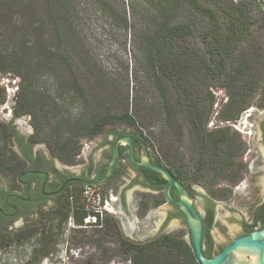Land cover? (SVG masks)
<instances>
[{"label":"trees","instance_id":"16d2710c","mask_svg":"<svg viewBox=\"0 0 264 264\" xmlns=\"http://www.w3.org/2000/svg\"><path fill=\"white\" fill-rule=\"evenodd\" d=\"M44 2L54 26L57 48L46 36L47 23L41 16L39 5L31 4L32 19L26 27L16 30L18 38H23V54L19 57L15 50L0 49V71L21 78L14 106L15 117H32L34 132L31 141H46L53 155L63 163L75 164L81 153L82 139L98 134L107 126L111 130L116 129L115 125L137 127L129 107L131 102L137 105L139 90L133 88L132 94L131 82L133 80L138 84L143 76L158 91L161 104L158 110H154L155 106H149L148 102L142 108H136L142 121L153 122L155 112L157 115L165 113L170 120L182 108L189 125V136L193 144L200 146L198 164L190 172L157 157L159 162L189 184L198 183L205 172L212 181L225 178L237 184L243 179L248 170V164L243 160L246 142L237 131H232L228 123L214 129L208 127L215 103L210 87L217 85L226 90L228 99L219 112L224 121H236L251 106L264 108V102L258 101L264 95L263 0ZM92 16L94 21L105 17L117 23L140 54L139 64L133 67L131 73L132 80L128 75L123 84L122 112H105L107 105L115 101L116 92L111 78L101 71L96 62L91 61L88 65L95 71L94 80L87 77L85 82L79 77V70L73 66V55L84 52V30L87 22L93 20ZM19 44L20 40L18 47ZM57 62L66 64L69 81L63 83L56 93L50 90L34 91L43 77L42 70L51 68ZM166 83L171 84L177 92L175 103L167 96ZM64 89H70L86 103L89 99H98L95 117L75 123L63 121L42 138L43 125L37 120L38 114L49 116L46 109L50 106L48 103L57 106L55 100L59 97L58 92L62 93ZM5 97L4 88H0V103L5 102ZM20 141L22 137L13 121H0V174L16 177V180L27 164L21 154L12 148ZM82 190L80 185L72 186L60 203L38 211V218L19 230L9 229L10 219L25 214V211L19 212L18 206L19 211L16 212L0 205V248L29 239L32 241L29 247L31 255L26 264H38L51 255V249L57 245L56 238L71 223L80 231L86 225L98 227L93 235L100 236L97 248L105 256L106 264L111 262L112 254L117 251L124 254L131 264H199L190 239L182 236L163 234L149 241L137 242L125 234L114 215L107 213L103 220L97 214L98 223H86L85 219L94 211L88 208V203L84 205L87 200ZM5 194L7 191L0 190V195ZM108 195V189L104 190V197ZM164 201V197L158 196L153 206ZM142 204L144 211L150 207L146 200ZM247 231L250 229L247 228ZM110 237L118 238V250L108 246ZM212 249V240L208 239L207 257L213 256ZM37 257L40 258L35 260Z\"/></svg>","mask_w":264,"mask_h":264},{"label":"rangeland","instance_id":"374dc122","mask_svg":"<svg viewBox=\"0 0 264 264\" xmlns=\"http://www.w3.org/2000/svg\"><path fill=\"white\" fill-rule=\"evenodd\" d=\"M31 4L39 5L38 9L41 16L47 23L46 36L53 42L52 46L57 48L54 26L49 20L44 0H0V49H9V51L12 50L13 52L15 50L19 57L23 54V38H18L16 30L26 27L32 19ZM84 35L86 42L84 52L80 51L73 55L75 60L73 61V66L79 70V77L85 82L87 77H91L94 80V70H91L88 65L91 61L96 62L99 65L98 67L102 69L101 71L111 78L110 81L116 92L115 101H113L112 105H107V108L104 109L107 110L105 112L109 110L122 112L123 84L128 75L132 80L131 73L133 67L139 64L140 54L130 44L129 36L125 30L105 17L98 19V21L89 20L85 26ZM19 40L20 46L18 47ZM42 74L43 77L34 91L50 90L56 93V90L63 83L69 81V71L66 69V64L61 62L54 63L51 68L42 70ZM20 85L21 78L19 76L12 73L4 74L0 71V88H4L6 94L5 102L0 103V121L5 123L13 121L14 126L20 133L28 132L32 135L34 132L32 117L30 115L15 117L14 106L18 98ZM165 87L169 100L175 103L177 99L176 90L169 83H166ZM133 88L135 91L136 89L139 90L137 105L136 102H131L129 110L135 117L137 127L115 125V128L121 131L137 129L148 139L153 152L159 159L169 165L181 166L187 172L194 170L199 161L200 146L193 144L189 136V125L182 108L170 120H168L165 113L157 115L155 112L153 122L142 121L136 113V108L140 109L142 105L148 102L149 106H155L154 110H158L161 104L159 94L151 82L143 76L138 84L132 80V94ZM210 91L215 98V103L208 123L209 129L228 123L232 131H237L246 142L243 160L247 162L244 159L245 157L259 158V162H255L246 171L243 181L240 180L241 182L239 181L237 184L225 178L212 181L211 177H207L206 172L203 173L205 176L203 175L198 183H192L195 188L194 203L202 212H205L206 208L200 196L201 191L207 192L217 199L219 223L214 225L211 230L213 235V253L216 254L235 237L243 233L245 227L243 222H252L254 210L264 198V108L251 106L236 121H224L220 118L219 112L228 99L226 90L217 85H212ZM57 96H59L55 100L58 103L57 106L48 103L50 106L46 109L50 113L49 116H45L44 113L38 114L37 120L43 125L42 138L46 137L49 131L53 130L58 124H62L61 122L63 121L70 120L71 123H75L82 119L95 117V107L97 101H99L98 99H89L86 103L70 89H64L62 93L58 92ZM258 101L264 102V95ZM99 140L98 136H94L92 139L89 137L82 139L81 153L77 157L78 161L72 165L62 166L66 173L81 174L87 171L90 163H104L107 157L101 155ZM37 144L38 153L49 155L50 148L46 141L41 140ZM12 148L16 152L20 151L17 144L13 145ZM55 158L57 157L55 156ZM129 173L130 176L135 175L133 170H129ZM126 179L127 177L125 176L120 183H115L116 185L110 191L108 198L104 197V190H107V187L100 186L98 188L102 192L101 205H108L105 214L114 215L130 239L137 242H145L163 234L179 235L186 239L190 238L186 220L182 217L169 216V211L172 209L169 203L159 206L150 204L151 206L145 211L142 208L137 209L138 206L135 208L130 205L133 198L136 202L146 200L149 203L154 195L137 185H129L122 189ZM238 184H240V187L236 191L235 187ZM8 188H13L18 193H24V187L16 180V177L0 174V190ZM220 188H227L228 190L222 191ZM122 190H124L125 198L128 202L126 206H123L119 200V194ZM229 190L232 193L230 192L226 196ZM222 195H225L227 199H223ZM87 203L88 201H84V205ZM16 205L20 208L19 212L25 211V214L21 213L19 216L10 219L9 229H22L38 218L37 210H28L20 202ZM48 205L49 208L56 205L55 200L49 199ZM87 206L92 209L90 204ZM75 228L76 226L71 223L67 225L66 229H63V234L56 238L57 245L51 249V255L38 264H106L104 262L105 256L97 248L100 236L93 235L98 227L86 225L83 226L84 229H81V231ZM31 243L32 241L29 239H22L0 248V264H26L28 257L31 255L29 250ZM117 243V237H110L108 246L118 250ZM112 255L113 259L108 264H131L130 260H127L126 256L119 251L114 252ZM39 258L37 257L35 260Z\"/></svg>","mask_w":264,"mask_h":264},{"label":"flooded vegetation","instance_id":"af4514ba","mask_svg":"<svg viewBox=\"0 0 264 264\" xmlns=\"http://www.w3.org/2000/svg\"><path fill=\"white\" fill-rule=\"evenodd\" d=\"M107 127H105L98 134L89 137L90 139H92L94 136H98L100 138L99 149L101 151V155L106 156L107 160L102 164L90 163L87 168V171L81 174H77L74 172L66 173V171L62 168V166H66L68 164L63 163L58 158H55L51 150H49V155L46 153L44 154L38 153L36 149L38 144L30 140L31 135L28 132L22 134L20 133V131H18L20 136L22 137V141L17 143L18 148L20 150L19 152L27 162L24 170L17 175V181L20 182L24 187V193H18L16 192L15 189L8 188L5 190L7 191V194L0 195V205L5 206L6 208H12L16 210V212L19 211L18 207H16L18 206L16 205L18 204V202H20L28 210L31 209H35L37 211L47 210L50 209L48 205L49 199L51 198L54 199L56 204H58L60 203L64 195L69 191V189L72 188V186L80 185L83 187L85 185L83 182L76 180V178H80L86 181H97V183L93 185H95L100 192L101 190L98 187L100 186L105 187L104 185H106L110 193V191H112L114 186L116 185L115 183L116 182L120 183L121 179L125 178L126 176L127 179L125 180L124 183L125 185L122 189H125L129 185L131 186L137 185L143 189L148 190L151 194L154 195L153 199H151V201L149 202L151 205H153L154 203L153 201L156 199V197L158 196L164 197L165 201L160 205L169 203V205L172 207V209L169 211V216L182 217L185 219L184 213L174 204L168 202L166 199L165 189L168 185L166 179L153 172L135 166L129 159L130 146L128 144H122L120 146L119 148L120 155L118 162L112 169L108 179L103 181L107 173L106 166L112 160V156L114 152V144L118 138L124 135H133L137 138V141L135 142L133 148V155L138 162H141L144 159V157H147L150 161L161 164L157 156L153 152L150 144L146 141V139L141 135V133L138 130L131 129L126 131H121L119 129L111 130L110 127L108 128ZM263 130H264V125H263ZM24 151H26V154L24 153ZM244 159L247 160L248 169H250L255 162H259L258 161L259 158L256 159L253 157L252 158L245 157ZM129 170H133L135 172V175L130 176ZM176 178L186 186V188L189 190L191 196L194 199L195 188L193 184H189L187 182L181 181L177 176ZM239 185L240 184L236 185L235 187L236 191L239 189L240 187ZM220 189L222 191L228 190L227 188H220ZM232 189L234 194V186ZM229 192L232 193L231 190H229ZM171 195L175 199H177L178 190L176 188H173L171 190ZM200 196L206 208L205 212H202L198 208L204 220V228H205L204 252L206 253L208 239H211L213 243V235L211 232L212 227L219 223V219L217 217L218 202L214 196H212L207 192L201 191ZM222 198L227 199L225 195H222ZM119 200L123 206H126V204L128 205L127 199L125 198L124 190L120 192ZM142 203L143 201L136 202L135 199L133 198V200H131L130 202V205H133V207L135 208L136 206H138L137 209L138 208L143 209ZM252 219L253 220L251 223L243 222L245 227L241 235L246 234L254 229H258L262 227V224L264 223V198L256 206ZM247 228H249L250 231L246 232ZM223 248H221L217 253H219ZM212 253H213V249H212ZM216 254L213 253V256Z\"/></svg>","mask_w":264,"mask_h":264},{"label":"water","instance_id":"95a60500","mask_svg":"<svg viewBox=\"0 0 264 264\" xmlns=\"http://www.w3.org/2000/svg\"><path fill=\"white\" fill-rule=\"evenodd\" d=\"M136 141L137 138L133 135H124L116 140L112 160L106 166L107 173L103 181L108 179L112 169L118 162L120 146L128 144L130 146L129 159L135 166L166 179L168 183L165 189L166 199L184 213L193 253L199 264H264V226L235 237L219 253L207 257L204 252V220L189 190L165 165L152 162L147 157L138 162L133 155ZM76 180L83 182L85 185L97 183V181H86L80 178H76ZM173 188L178 190L177 199L171 195Z\"/></svg>","mask_w":264,"mask_h":264},{"label":"built area","instance_id":"2783aa9c","mask_svg":"<svg viewBox=\"0 0 264 264\" xmlns=\"http://www.w3.org/2000/svg\"><path fill=\"white\" fill-rule=\"evenodd\" d=\"M84 198L88 201L92 210L94 211L88 218L85 219L86 223H98L97 214L100 215V219L103 220L105 211L108 209V205H101L102 194L93 184L83 186L82 190Z\"/></svg>","mask_w":264,"mask_h":264}]
</instances>
